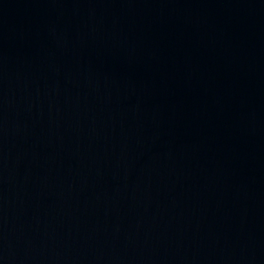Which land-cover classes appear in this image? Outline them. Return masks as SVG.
<instances>
[{"label": "water", "instance_id": "water-1", "mask_svg": "<svg viewBox=\"0 0 264 264\" xmlns=\"http://www.w3.org/2000/svg\"><path fill=\"white\" fill-rule=\"evenodd\" d=\"M0 264H264V0H0Z\"/></svg>", "mask_w": 264, "mask_h": 264}]
</instances>
